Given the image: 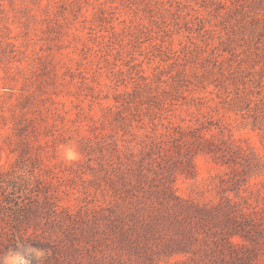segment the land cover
Segmentation results:
<instances>
[{
    "label": "rangeland",
    "instance_id": "374dc122",
    "mask_svg": "<svg viewBox=\"0 0 264 264\" xmlns=\"http://www.w3.org/2000/svg\"><path fill=\"white\" fill-rule=\"evenodd\" d=\"M151 139L175 161L177 143L203 139L246 156L235 165L198 150L191 176L176 163L180 197L218 199L234 167L247 171L237 199L263 204L264 0H0V169H41L47 240L126 212L99 176L131 165ZM93 245L70 264H109ZM28 246H0V259ZM42 251L26 254L31 264Z\"/></svg>",
    "mask_w": 264,
    "mask_h": 264
},
{
    "label": "trees",
    "instance_id": "16d2710c",
    "mask_svg": "<svg viewBox=\"0 0 264 264\" xmlns=\"http://www.w3.org/2000/svg\"><path fill=\"white\" fill-rule=\"evenodd\" d=\"M219 142L203 139L194 147L179 142L175 147L181 158L175 161L165 141L151 139L131 165L101 169L104 173L98 185L108 188L127 211L94 217L78 235L63 231V237L52 240H47L41 226V219L51 215L43 206L50 196L45 190L48 185L41 186V169L36 170L31 162L26 178L13 168L0 169V216L6 225L0 229V246L20 242L42 249L46 254L40 264L52 260L70 264L75 252H87V243L103 245L109 264H178L179 259L170 263L176 256L180 264H264V202L251 206L245 198L237 199L247 182V171L242 168L239 173L232 167L231 175L221 180L214 201L182 198L173 188V166L179 163L181 173L193 175V155L198 150L218 152L216 158L224 163L249 165L246 156L236 154L237 149ZM24 153L19 156L23 158ZM99 232L103 236L96 237Z\"/></svg>",
    "mask_w": 264,
    "mask_h": 264
},
{
    "label": "clouds",
    "instance_id": "9594fccd",
    "mask_svg": "<svg viewBox=\"0 0 264 264\" xmlns=\"http://www.w3.org/2000/svg\"><path fill=\"white\" fill-rule=\"evenodd\" d=\"M66 159L72 161L78 159V155L74 151L68 150L66 153ZM26 254H32L38 259L43 256L44 253L42 250L28 246L24 248V252L18 250L10 251L0 259V264H31V261L27 258Z\"/></svg>",
    "mask_w": 264,
    "mask_h": 264
}]
</instances>
